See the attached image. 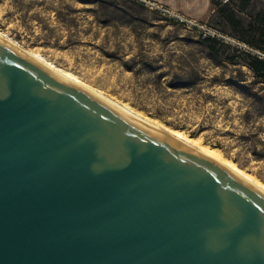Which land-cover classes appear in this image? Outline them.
Wrapping results in <instances>:
<instances>
[{
	"label": "water",
	"instance_id": "water-1",
	"mask_svg": "<svg viewBox=\"0 0 264 264\" xmlns=\"http://www.w3.org/2000/svg\"><path fill=\"white\" fill-rule=\"evenodd\" d=\"M0 264H264V194L0 40Z\"/></svg>",
	"mask_w": 264,
	"mask_h": 264
},
{
	"label": "rangeland",
	"instance_id": "rangeland-1",
	"mask_svg": "<svg viewBox=\"0 0 264 264\" xmlns=\"http://www.w3.org/2000/svg\"><path fill=\"white\" fill-rule=\"evenodd\" d=\"M243 2L0 0V35L264 185V0Z\"/></svg>",
	"mask_w": 264,
	"mask_h": 264
},
{
	"label": "bare ground",
	"instance_id": "bare-ground-1",
	"mask_svg": "<svg viewBox=\"0 0 264 264\" xmlns=\"http://www.w3.org/2000/svg\"><path fill=\"white\" fill-rule=\"evenodd\" d=\"M0 40L7 43L8 45L16 48L23 55H25L26 57H28L32 61L36 62L37 64H39L44 69L48 70L53 75L60 78L61 80L89 92L90 94L96 96L97 98L107 102L108 104H110L113 107V109L123 113L127 117L149 127L152 130H155L159 133H162L164 136L170 138L171 140L175 141L176 143L182 145L183 147H186L187 149L220 164L222 167L226 168L228 171H230L231 173H233L234 175H236L237 177H239L240 179H242L243 181L248 183L250 186L254 187L255 189H257L258 191H260L261 193L264 194V185L263 184H261L258 180L251 177L250 175H248V174L244 173L243 171L237 169V167L230 160L221 157L216 150H212V149H208L204 146H199V145L197 146V145L192 144L187 139V137L184 136L182 133H180L178 131H171V130L169 131L167 129H164V128L158 126L157 124H155L154 122H152L150 120L141 118V116L138 115L137 113L135 114L134 111H131L130 109L125 108V106L123 107V105L121 106L119 103L110 99L109 97L102 95L100 92L85 87L80 82L78 77H76L74 74L67 72L63 69H58V68L54 67L51 63L44 61V59L39 57V55L33 54V53H27L26 51H24L20 48H17L13 43L7 41L2 35H0Z\"/></svg>",
	"mask_w": 264,
	"mask_h": 264
},
{
	"label": "trees",
	"instance_id": "trees-1",
	"mask_svg": "<svg viewBox=\"0 0 264 264\" xmlns=\"http://www.w3.org/2000/svg\"><path fill=\"white\" fill-rule=\"evenodd\" d=\"M243 4L241 6L237 5L238 9H244L246 3L248 0H243ZM256 64H249V67L254 73H257V75L264 76V72H260V70L264 69V62L260 61L259 59L255 58ZM260 73V74H259Z\"/></svg>",
	"mask_w": 264,
	"mask_h": 264
}]
</instances>
